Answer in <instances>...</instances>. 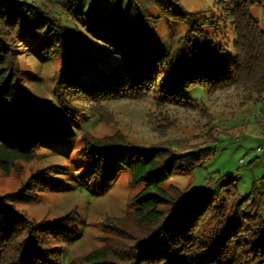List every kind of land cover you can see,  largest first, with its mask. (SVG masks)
Segmentation results:
<instances>
[{
    "label": "trees",
    "instance_id": "16d2710c",
    "mask_svg": "<svg viewBox=\"0 0 264 264\" xmlns=\"http://www.w3.org/2000/svg\"><path fill=\"white\" fill-rule=\"evenodd\" d=\"M38 4L0 2V166L21 170L20 162L38 157L40 148L70 143L77 137L70 119L110 101L151 98L158 108L203 115L202 135L181 149L178 138L151 144L130 140L121 133L98 138L84 133L87 168L78 178L82 187L96 183L103 190L116 181L122 167L131 183L140 187L132 201L137 228L120 227L111 243L65 261L61 223H36L18 211L19 193L0 196V264H264V176L251 194L242 196L229 179L217 184L218 193L189 197L186 190L165 184L176 174H191L213 152L223 131L210 107L188 95L196 88L220 91L238 107L259 102L264 94V30L252 14L260 0H220L222 18L231 23L233 54L214 41V20L185 10L179 0H91L80 12V0L64 6L52 0ZM62 11L89 34L107 43L115 61L99 66L88 49L72 47L49 10ZM185 23V33H171L163 47L157 37L161 15ZM42 34V48L62 56L56 73L53 100H34L21 85L16 43L25 35ZM56 103V104H55ZM107 108V105H105ZM166 111L170 113L171 110ZM103 116V115H102ZM104 118V117H103ZM215 122V123H214ZM39 172V171H38ZM32 177L23 188L32 190L40 179L45 187L52 177ZM32 186V187H31ZM225 189V191H224ZM224 191V192H223ZM108 226V224H107Z\"/></svg>",
    "mask_w": 264,
    "mask_h": 264
},
{
    "label": "rangeland",
    "instance_id": "374dc122",
    "mask_svg": "<svg viewBox=\"0 0 264 264\" xmlns=\"http://www.w3.org/2000/svg\"><path fill=\"white\" fill-rule=\"evenodd\" d=\"M52 1L69 6V0ZM260 1L264 4V0ZM0 2L38 4L43 8L42 0ZM179 2L186 11L203 13L208 19L214 20L213 27L208 28L213 34V40L220 45H228L227 54H233V31L231 23L221 17L220 0ZM90 3L91 0H80L79 11L85 12ZM151 10L155 15H161L157 8ZM251 11L264 30V5H255ZM48 15L55 16L65 34L71 36L72 47L88 49L99 66L106 67L115 61V55L107 43L89 34L61 8L49 10ZM185 31V23L161 15L156 32L161 45L167 48L171 33L180 36ZM42 41V34H35L25 35L16 43L22 69L20 83L32 99L56 102L54 86L62 56H52L42 48ZM188 95L210 107L213 121L220 124L223 131L212 145L214 152L200 166L191 174L174 175L164 185L165 188L176 185L186 190L189 197L200 193L215 195L218 193L217 184L220 186L233 179L242 196L250 195L254 184H259L260 178L264 176V94L259 102L242 107H238L227 92L208 93L204 88H196L189 91ZM105 105L104 110L100 105L96 107L103 116H94L87 106H79L85 112H78V119L69 120L77 132L74 141L52 143L40 148L37 158L20 162L21 170L6 171L0 166L1 197L22 191L21 198L27 200L15 203L18 211L36 223H61L68 227L67 236L60 238L65 261L111 243L110 237L117 232L116 219L120 227L130 231L137 228L131 206L140 187L131 183L127 168L122 167L116 181L103 191L96 183L87 187L79 185L78 178L88 166L81 154L85 153L82 140L84 133L88 132L98 138L121 133L130 140L146 144L160 139L178 138L183 149L193 146L196 135H202L201 132L205 131L202 127L205 120L201 113L193 110L179 114L169 107L158 108L151 98L110 101ZM167 108L171 110L170 113L166 111ZM39 174L41 177L54 178L56 185L45 187L37 179V186H31L32 190L26 191L23 185ZM259 187L261 191L264 190L262 183ZM262 214L264 216V207Z\"/></svg>",
    "mask_w": 264,
    "mask_h": 264
}]
</instances>
